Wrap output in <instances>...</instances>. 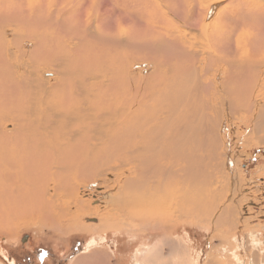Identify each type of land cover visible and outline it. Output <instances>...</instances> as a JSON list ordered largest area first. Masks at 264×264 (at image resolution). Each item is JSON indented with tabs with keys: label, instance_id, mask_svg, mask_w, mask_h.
<instances>
[{
	"label": "bare ground",
	"instance_id": "obj_1",
	"mask_svg": "<svg viewBox=\"0 0 264 264\" xmlns=\"http://www.w3.org/2000/svg\"><path fill=\"white\" fill-rule=\"evenodd\" d=\"M220 1L208 0L205 6L189 1L187 6L197 4L202 10L200 30L211 23L208 19ZM30 4L16 0L0 7V226L47 220L59 195H74L84 182L79 180L93 177L102 165L114 162L132 170L117 198L111 199L114 207L128 210L125 214L134 210L131 214H139L141 220L150 216L157 191L171 183L161 208L170 196L169 208L183 213L205 214L208 206L215 207L217 194L208 190L210 181L202 164L204 159L205 163L220 160L219 134L226 126L219 115L238 107L239 113L247 114V125L255 124L252 131L261 134L257 140L264 143V81L259 80L264 40L255 36L257 46L243 56L227 42L234 37L236 21L210 26L216 28L209 34L218 43L227 42L220 46L224 53L231 52L221 64L229 93L223 108L216 106L218 97L201 84L204 77L197 68H203L204 58L189 52L198 46L187 45L165 25L159 41L167 49L154 60L155 71L164 67L165 74L158 81L154 74L149 77L145 81L148 91L142 94L139 81L119 79L114 69L109 72L113 60L126 56L122 52L127 42L120 38L116 42L118 34L113 30L104 31L98 19L107 12L90 22L92 34L69 27L65 38L62 25L48 17L41 0ZM263 8L261 0L262 16ZM80 34L86 49L74 45L72 37ZM127 39L129 44L137 42ZM48 70L52 76H39ZM183 77L186 80L181 84ZM155 99L158 102L151 103ZM209 165L214 169V164ZM224 210L233 211L231 207ZM251 238L252 246L259 247L260 240Z\"/></svg>",
	"mask_w": 264,
	"mask_h": 264
},
{
	"label": "rangeland",
	"instance_id": "obj_2",
	"mask_svg": "<svg viewBox=\"0 0 264 264\" xmlns=\"http://www.w3.org/2000/svg\"><path fill=\"white\" fill-rule=\"evenodd\" d=\"M12 1L16 0H2L0 7ZM189 1L194 3L199 1L203 6L208 3V0H41L48 17L62 25L61 36L65 38L68 36L64 31L69 27L78 33L83 29L86 35L92 34V30H88L90 22L92 24L96 17L107 12L106 16L98 19L104 23L106 27L104 31L113 30V33L118 34L115 36L116 42L119 38L127 42V47L122 52L126 56L113 60L109 72L114 69L119 79H136L141 84L142 94L148 91L145 81L149 77L154 74L153 78L158 81L159 77L165 74L162 75L161 71L163 65L158 72L155 71L154 65L159 53H165L167 49V45L159 41L161 29L164 30L166 27L174 31L175 36L177 33L180 34L181 39L187 41V45L198 46L192 47V51L189 52L196 53L195 58H204L203 68H197L198 72L202 71L201 76L204 77L201 84L206 85L213 96L215 94L218 97L216 106L221 105L225 108L229 93L224 78L225 67L221 64L231 52L225 54L220 46L228 42V45L233 47V52L237 50L245 56L248 50L251 52V49L257 46L255 36L264 40V16L258 9L261 0H221L212 10L208 19L211 23L206 30H200L198 27L201 24L202 10L197 4H193V7L187 6ZM27 2L33 4L39 0ZM76 3L80 4L75 6ZM254 8L258 12L252 13ZM257 13L260 15L256 18ZM233 21L237 24L231 42L223 43L220 38L221 41L218 43L217 39L209 34L216 29L211 28V25L231 24ZM177 27L180 29L178 32L174 30ZM102 35L104 36V32ZM82 37L83 34H80V37H72L74 45L79 44L82 49H86L80 43ZM129 37L137 42L129 44L127 39ZM258 55L255 58L259 57ZM48 71L39 73V76L41 78L52 76L53 73ZM262 71L259 80L264 81L263 67ZM185 80L186 77L181 78L180 83L183 84ZM51 81L53 79H50ZM154 102H158V99L151 103ZM239 111L238 107L232 108L231 112L225 109V114L219 115L221 119L223 118V128L226 126L219 134L221 143L217 149L219 148L221 153L220 160L205 163L204 159L202 164L207 173L205 177L208 183L210 181L208 190L217 194L218 199L216 206L211 208L208 206L205 214L183 213L169 208L171 196L161 208V200L170 194L173 183L157 191L156 202L150 216L141 220L139 214H131L134 210L125 214L128 210L123 211L121 205L120 208L114 207L111 199L117 198L120 185L132 176V170L114 162L108 166L102 165L99 168L100 172L93 177L79 180L78 182H84L76 188L74 195L70 193L59 195L54 203L55 211L47 214V220L27 219L11 222L6 227L0 226V257L5 256L7 242H14L22 235L21 231L33 229L37 235L56 236L65 240L73 237L72 241L76 242L77 246L67 256L66 264H251L258 260L264 262V254H261L264 249V143H261L262 139L260 142L257 140L261 134L251 129L255 124L247 125V114ZM101 162H104V159ZM209 164H214V169ZM200 177L202 179L203 174H200ZM47 192L52 194L53 190L49 188ZM86 203H89L88 206ZM224 207L226 209L231 207L232 213L223 211ZM226 214L229 215L228 218ZM86 217H94L97 221H86ZM251 237L263 241L260 246L263 249L253 247L254 244L250 243L253 241ZM255 252L261 255L256 256Z\"/></svg>",
	"mask_w": 264,
	"mask_h": 264
},
{
	"label": "flooded vegetation",
	"instance_id": "obj_3",
	"mask_svg": "<svg viewBox=\"0 0 264 264\" xmlns=\"http://www.w3.org/2000/svg\"><path fill=\"white\" fill-rule=\"evenodd\" d=\"M14 242H7L2 264H66L69 253L76 249L73 237L37 235L32 229L21 231Z\"/></svg>",
	"mask_w": 264,
	"mask_h": 264
},
{
	"label": "crops",
	"instance_id": "obj_4",
	"mask_svg": "<svg viewBox=\"0 0 264 264\" xmlns=\"http://www.w3.org/2000/svg\"><path fill=\"white\" fill-rule=\"evenodd\" d=\"M263 241H260V246L262 245L261 243H262ZM259 246V247H260ZM257 248V247H256ZM261 248V247H260ZM261 249H263V248H261ZM256 254V256H259V255H261V254H264V249H263V252H261V254L260 253H258V252H255ZM251 264H264V262L263 261H260V260H258L256 263L255 262H252Z\"/></svg>",
	"mask_w": 264,
	"mask_h": 264
},
{
	"label": "water",
	"instance_id": "obj_5",
	"mask_svg": "<svg viewBox=\"0 0 264 264\" xmlns=\"http://www.w3.org/2000/svg\"><path fill=\"white\" fill-rule=\"evenodd\" d=\"M85 220H86V221H93V222H96V221H97V219L94 218V217H91V218H89V217L87 218V217H86Z\"/></svg>",
	"mask_w": 264,
	"mask_h": 264
}]
</instances>
